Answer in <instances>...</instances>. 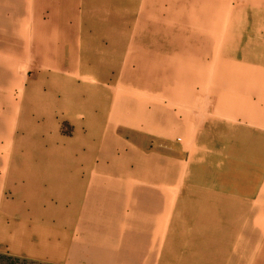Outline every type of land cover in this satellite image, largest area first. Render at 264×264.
Returning <instances> with one entry per match:
<instances>
[{"label":"crops","instance_id":"obj_1","mask_svg":"<svg viewBox=\"0 0 264 264\" xmlns=\"http://www.w3.org/2000/svg\"><path fill=\"white\" fill-rule=\"evenodd\" d=\"M0 253L264 264V0H0Z\"/></svg>","mask_w":264,"mask_h":264},{"label":"rangeland","instance_id":"obj_2","mask_svg":"<svg viewBox=\"0 0 264 264\" xmlns=\"http://www.w3.org/2000/svg\"><path fill=\"white\" fill-rule=\"evenodd\" d=\"M27 87H28V84H27ZM46 88L50 91H53L50 87H46ZM16 101H17V99H16ZM20 102L22 103L23 101L20 100ZM211 107L213 108V103L211 104ZM161 121L163 122V120H161ZM191 122H197V121H196V119L191 118ZM181 143H183V139H182V141H180L179 139L176 140V146L174 148H176L177 152L181 149V145H180ZM147 148L151 149L150 146ZM165 148H166V146H162V148H159V149H165ZM45 170H47V169H45ZM0 264H43V263H38V262L26 260V259L16 258V257L9 256L7 254L0 253Z\"/></svg>","mask_w":264,"mask_h":264}]
</instances>
